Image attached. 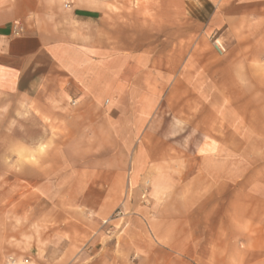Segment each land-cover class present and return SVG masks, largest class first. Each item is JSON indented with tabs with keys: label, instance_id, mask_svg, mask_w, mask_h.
Segmentation results:
<instances>
[{
	"label": "rangeland",
	"instance_id": "obj_1",
	"mask_svg": "<svg viewBox=\"0 0 264 264\" xmlns=\"http://www.w3.org/2000/svg\"><path fill=\"white\" fill-rule=\"evenodd\" d=\"M94 1L92 23L66 0L12 22L75 42L113 84L75 110L0 91V264H92L123 236L112 264H136L138 210L146 228L180 227L202 201L246 260L264 247V0ZM15 5L0 0V23Z\"/></svg>",
	"mask_w": 264,
	"mask_h": 264
},
{
	"label": "crops",
	"instance_id": "obj_2",
	"mask_svg": "<svg viewBox=\"0 0 264 264\" xmlns=\"http://www.w3.org/2000/svg\"><path fill=\"white\" fill-rule=\"evenodd\" d=\"M66 1L69 3L67 7L66 4L63 5V8L72 22L92 23L99 18L101 10L98 7L101 4H96L94 0ZM25 2L27 5L21 6ZM177 3L175 0H169L170 7ZM36 5L37 0H16L14 15L10 18L12 20L0 23V91L20 94L26 99L41 97L62 98V101L74 100L69 106L75 110L79 99L83 101L87 97L95 98V95L112 85L113 74L96 64V61H90L91 56L86 50L76 46L73 41L51 43L32 33L12 36V22L24 19L27 12L37 9ZM73 120L76 121V115ZM202 198L207 199L206 196ZM78 201L84 203L83 198ZM216 209L218 208L214 205L210 207L208 201H202L199 207L191 206L183 210L186 219L183 226L173 227L170 220L162 223L159 219L153 222V229L145 227V212L138 210L140 225L127 233L138 236V248L136 251L132 250V253L136 252L133 256L137 260L136 264H264V247L251 248L250 251L253 252L247 254L249 259L247 257L241 261V258L233 253L234 244L225 242L223 228L207 227V222L203 220H208L210 211L214 213ZM194 210L199 213L198 217H193ZM179 215L183 217L181 212ZM161 223L164 226H161ZM100 233L109 235L111 230L105 228L94 235L100 237ZM124 233L125 231L119 235ZM106 238L109 241L110 237ZM117 239L112 245L105 242L107 247L96 249L90 257V263L95 261L97 264L98 259L104 260V264H112V254L128 251L132 246L127 244L130 242L128 236ZM228 250L232 251L228 253Z\"/></svg>",
	"mask_w": 264,
	"mask_h": 264
},
{
	"label": "built area",
	"instance_id": "obj_3",
	"mask_svg": "<svg viewBox=\"0 0 264 264\" xmlns=\"http://www.w3.org/2000/svg\"><path fill=\"white\" fill-rule=\"evenodd\" d=\"M65 7H67V5H65ZM22 32H23V28H22L21 25L15 24V25H13V26L11 27V34H12V36H14V37H19V36H21Z\"/></svg>",
	"mask_w": 264,
	"mask_h": 264
}]
</instances>
